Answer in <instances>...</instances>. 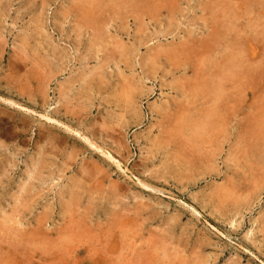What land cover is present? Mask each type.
<instances>
[{
  "label": "rangeland",
  "instance_id": "374dc122",
  "mask_svg": "<svg viewBox=\"0 0 264 264\" xmlns=\"http://www.w3.org/2000/svg\"><path fill=\"white\" fill-rule=\"evenodd\" d=\"M0 264H264V0H0Z\"/></svg>",
  "mask_w": 264,
  "mask_h": 264
},
{
  "label": "bare ground",
  "instance_id": "6f19581e",
  "mask_svg": "<svg viewBox=\"0 0 264 264\" xmlns=\"http://www.w3.org/2000/svg\"><path fill=\"white\" fill-rule=\"evenodd\" d=\"M249 54H251V53H249ZM232 55H234V54H232ZM232 55H231V57H232ZM231 57L229 58L230 59V61H228V67L225 69V70H223V68H222V70L224 71V73H223V77H225V76H227L228 75V73L229 72H231V73H234L235 72V67L237 66V62H236V58H235V60L234 59H231ZM235 57V56H234ZM238 57H240V56H238ZM238 60V59H237ZM238 63H239V60H238ZM232 69V70H231ZM222 71V72H223ZM226 72V73H225ZM221 76V77H222ZM228 78V77H227ZM220 82V81H219ZM225 83V82H224ZM224 83H223V85H224ZM220 86H222V85H220V83H215V85H213V90L215 91V92H217L219 89H220ZM221 90H222V88H221ZM206 117H209V115H207Z\"/></svg>",
  "mask_w": 264,
  "mask_h": 264
}]
</instances>
